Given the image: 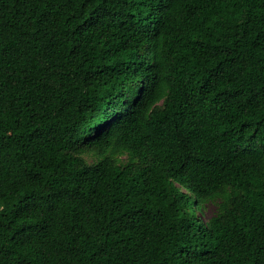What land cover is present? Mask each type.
Masks as SVG:
<instances>
[{"label":"trees","instance_id":"1","mask_svg":"<svg viewBox=\"0 0 264 264\" xmlns=\"http://www.w3.org/2000/svg\"><path fill=\"white\" fill-rule=\"evenodd\" d=\"M0 264H264V0H0Z\"/></svg>","mask_w":264,"mask_h":264},{"label":"rangeland","instance_id":"2","mask_svg":"<svg viewBox=\"0 0 264 264\" xmlns=\"http://www.w3.org/2000/svg\"><path fill=\"white\" fill-rule=\"evenodd\" d=\"M215 211V204L214 203H208L205 206L204 212L206 216H210L214 213Z\"/></svg>","mask_w":264,"mask_h":264}]
</instances>
